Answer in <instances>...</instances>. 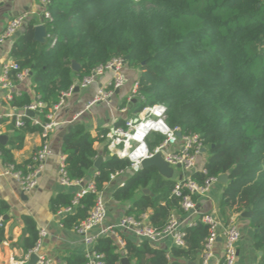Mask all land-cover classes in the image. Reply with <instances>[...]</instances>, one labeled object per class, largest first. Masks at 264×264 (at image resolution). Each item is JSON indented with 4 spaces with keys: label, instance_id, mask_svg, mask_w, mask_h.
Listing matches in <instances>:
<instances>
[{
    "label": "trees",
    "instance_id": "1",
    "mask_svg": "<svg viewBox=\"0 0 264 264\" xmlns=\"http://www.w3.org/2000/svg\"><path fill=\"white\" fill-rule=\"evenodd\" d=\"M46 22L53 45L41 46L32 40L33 22L10 48L19 70L31 72V88L44 103L42 122L68 91L75 79L82 80L101 65L122 58L138 71L136 102H130V115L146 105L162 103L166 123L178 126L183 135L199 136L209 151L203 162L205 173L194 172L198 184L211 176L227 174L219 210L227 223L233 213L250 211L249 225L255 230L253 247L261 251L258 264H264V0H47ZM80 64L74 72L71 61ZM17 71L10 80L17 84ZM33 102L27 91H19L8 102L21 109ZM24 131H41L23 118ZM115 127H125L117 119ZM98 130L91 137L85 123L72 124L62 141L65 169L70 180L86 182L98 152L94 143L105 142L106 159L90 179L96 192H102L111 175L129 169L128 159L109 155L105 135ZM152 148L162 140L156 136ZM6 165L24 169L29 162L15 164L10 150L1 147ZM176 183L154 166L132 172L111 193L118 203H130L125 215L147 222L155 230L166 227L171 212L181 213L179 198L170 196ZM148 189L149 193H144ZM75 191L60 193L50 200L53 212H63L61 223L74 228L85 219L97 194L87 192L72 201ZM196 196H193L195 200ZM9 205L0 200V218ZM27 235L25 254L35 245L38 230L34 220L23 215ZM184 246L164 248L148 240H136L119 230L120 248L113 236H100L92 251L103 264H120L125 255L134 264H189L200 261L209 226L200 218L183 228ZM3 222L0 221V237ZM65 264H87L88 255L70 254ZM199 263V262H198Z\"/></svg>",
    "mask_w": 264,
    "mask_h": 264
},
{
    "label": "built area",
    "instance_id": "2",
    "mask_svg": "<svg viewBox=\"0 0 264 264\" xmlns=\"http://www.w3.org/2000/svg\"><path fill=\"white\" fill-rule=\"evenodd\" d=\"M4 0H0L3 2ZM41 22L47 26L46 22L51 21V16L46 10L47 0H40ZM26 13L12 15L8 20L4 29L0 32V44L14 36L15 32L22 26L26 20ZM48 42L51 45L55 43V38L47 35ZM125 61L122 58H114L105 65L96 67L92 73L78 83H74L71 88L60 95L57 103L53 104L51 111L46 114L47 121L42 122L39 114L42 112L44 103L33 101L29 106L21 108L15 112L0 113V128L2 119H10L16 127L23 126V118L31 119L32 125L41 127V144L39 149L29 159L24 169H15L14 165H6L4 174L12 176L20 185L24 192L33 190L38 183V177L44 167V162L48 156L52 154L49 148V137L54 133L57 122L53 119V113L58 110L64 99L71 94L74 86L86 87L96 80V77L103 74L105 71H113L114 76L109 88H100L95 96L87 103L85 108L78 113V116L88 110L94 104L108 100L113 94V90L121 87L126 78L122 73V68L125 66ZM16 72L17 80L22 81L27 75L28 70H19V66L12 59L2 64V75L0 77V88L5 93L3 99L9 102L13 95L18 93L14 90L15 84L10 80V72ZM137 82L134 81L129 101L135 97ZM32 110L34 116L26 115V110ZM125 111L126 109H119ZM166 107L162 103L146 105L135 116L125 119V127H113L105 135L107 149L109 155L117 156L121 159H128L130 162L129 169L136 172L141 169V161L145 158L152 157L155 154L161 153L165 162L172 168H179L182 171L180 178L176 180L172 188L170 196L179 198L181 213L176 214L171 212L168 223L165 228L160 231L155 230L150 226L143 216L137 220L132 216L124 215L114 223L106 224L107 206L104 202L101 192H96L94 181L92 179L84 182L83 180H70L65 169L64 155H60L58 166L59 183L65 187L78 186L80 189L75 193L72 204L75 205L78 198L87 192L96 193V199L93 207L88 212L85 219L73 228V230L81 236L82 241L88 246V256L90 262L87 264H103L100 260L101 255L92 251V247L96 239L100 236H113L117 239L120 247L122 245L118 231L124 230L131 232L135 237L142 240H148L153 245H159L165 239H170L172 245L184 246L185 226H191L197 218L209 226V235L205 239L203 250L200 254L199 264H209L213 257V245L217 238H221L223 243V256L221 264H235L237 259V243L241 233L237 225L229 220L225 222L211 213L203 212L197 206L193 196L205 194L212 183L217 182L216 176L208 177L203 184H198L191 178L194 172L205 173L203 162L200 161L202 149L204 146L199 139V136L194 133L183 135L178 126L170 127L166 123ZM180 133V136L178 135ZM2 134L0 130V135ZM156 136H161L162 140L155 144L152 148L150 144L156 139ZM179 165V167H177ZM121 172V171H120ZM118 173V172H117ZM116 174V173H115ZM114 176L111 175V178ZM70 207L58 213L69 212ZM0 221L2 219L0 218ZM95 227H100L97 233H91ZM47 232L43 229L39 230L35 245L25 254L22 263L28 261L31 254L38 256L36 264H51V262L40 255L39 251L42 244V239Z\"/></svg>",
    "mask_w": 264,
    "mask_h": 264
},
{
    "label": "crops",
    "instance_id": "3",
    "mask_svg": "<svg viewBox=\"0 0 264 264\" xmlns=\"http://www.w3.org/2000/svg\"><path fill=\"white\" fill-rule=\"evenodd\" d=\"M41 10L40 0H4L0 2V32L12 15L16 14L26 13L27 17L24 23L28 20H31L34 25L40 23ZM22 26L18 30L22 29ZM17 37L14 34L13 37L0 44V77L2 75V64L12 59L10 48ZM122 73L126 78L124 84L113 90V94L108 100L94 104L78 116V113L85 108L100 88L110 87L114 76L113 71L110 70L97 76L96 80L88 86H78V90H73L64 99L62 106L53 113V119L58 124L54 133L49 137V148L52 154L44 162V167L38 177L37 186L29 192H24L12 176L4 174L6 163L2 158L1 147L10 150L14 163L21 165L29 160L39 149L41 144L40 132L24 131L22 128L16 127L12 120L2 119L0 130L3 135L7 136V141L4 144L0 142V200L8 203L9 209L1 217L3 235L0 237V264H25L22 263L25 256L23 238L27 235V230L22 220L23 215H27L34 220L38 232L41 229L47 232L42 239L39 253L49 260L51 264H65L64 258L70 254L88 255V246L84 244L81 236L72 228H66L62 225L61 218L65 213L53 212L50 207V200L60 193L77 192L80 189L78 186H62L58 179L62 141L73 123L78 121L85 123L87 131L94 138L97 136L99 129L107 128L110 131L115 126L117 119L125 120L135 116L130 115V102H133V99L129 101L128 98L131 96L132 86L136 80L132 81L136 72L128 69L125 65L122 68ZM79 81L75 79L74 83ZM14 90L17 92L27 91L33 101L38 98L31 88L29 74L22 81L15 84ZM4 93L5 91L0 88V113L19 111L20 109L11 107L3 99ZM119 109L126 110L120 111ZM94 147L98 152L97 157L102 156L106 159L104 155L105 142L96 141ZM205 160L200 157V161L204 162ZM95 170L96 168L94 167L91 169L88 179L95 174ZM131 173L132 171L127 169L114 174L101 192V196L107 206L106 224L112 220L117 221L124 216L125 210L130 206V203L123 204L113 201L111 193L115 188L121 186ZM181 175L182 171L179 168H172L171 177L177 180ZM224 185L218 182L212 183L205 194L196 196L195 202L197 206L203 212L211 213L223 219L219 210V201ZM176 214L180 215L177 212ZM4 216L6 217L3 218ZM147 216L146 212L144 216L146 220L148 219ZM230 220L237 225L241 233L237 243L235 264H258L261 255L253 247L255 230L250 227L249 219L242 217L241 213H233L230 216ZM99 229L100 227H95L91 230V233H97ZM126 232L134 239L140 240L131 232ZM159 245L164 248L173 246L169 238L162 241ZM222 256L223 243L220 238L213 245V257L210 259L209 264H221ZM198 262L199 260L195 264H199ZM129 264L134 263L129 260Z\"/></svg>",
    "mask_w": 264,
    "mask_h": 264
},
{
    "label": "water",
    "instance_id": "4",
    "mask_svg": "<svg viewBox=\"0 0 264 264\" xmlns=\"http://www.w3.org/2000/svg\"><path fill=\"white\" fill-rule=\"evenodd\" d=\"M31 23V20L26 21V23L23 24L22 29L17 30L15 32L16 36H20L24 30L28 27V25ZM47 35H48V30H47V26L43 23H38V24H33V29H32V40L34 42L39 43L41 46H45L48 44V39H47ZM71 68L74 72H77L80 69V64H78L76 61L72 60L71 61ZM29 75L31 74V72L28 73ZM74 90H78V86L75 85L74 86ZM133 102H136V98H132ZM38 98L35 99V101H37ZM26 115L33 117L34 116V112L30 109L26 110ZM178 135L180 136V133H178ZM7 141V136L6 135H0V142L1 143H6ZM206 148L202 149V152H205ZM105 159L102 156L96 157V159L94 160V164L93 167L94 168H99L100 165L102 164V162ZM149 166H154L157 168V170L160 172V174H162L165 177H171L172 176V167H170L168 165L167 162L164 161L163 156L161 153L155 154L152 157L149 158H145L141 161V169L149 167ZM179 167V165L177 166ZM181 177V176H180ZM228 181V176L227 174H221L219 176H217V182L221 183V184H226ZM144 193H149L150 195H152V193L148 190V189H143ZM110 210V208H108ZM251 215L250 211H243L241 212V216L245 217V218H249ZM6 216H4L3 218H5ZM115 221H111L108 222L107 225H110L112 223H114ZM220 239V238H217ZM259 254L262 255V252L259 251ZM38 261V256L36 254H31L28 261L25 262V264H36ZM121 264H129V260L126 256H123L120 260ZM189 264H195V262H189Z\"/></svg>",
    "mask_w": 264,
    "mask_h": 264
},
{
    "label": "rangeland",
    "instance_id": "5",
    "mask_svg": "<svg viewBox=\"0 0 264 264\" xmlns=\"http://www.w3.org/2000/svg\"><path fill=\"white\" fill-rule=\"evenodd\" d=\"M126 67H127L128 69H132V70H134V71L136 72L135 78L132 80V81H134V80L137 78L138 71H137L136 69L129 68L128 66H126ZM209 154H210L209 151L206 150L205 152L202 153L201 159L203 160V159L208 158Z\"/></svg>",
    "mask_w": 264,
    "mask_h": 264
}]
</instances>
